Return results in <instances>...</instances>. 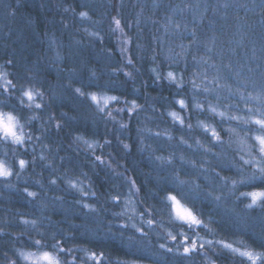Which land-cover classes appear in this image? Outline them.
<instances>
[{
    "label": "trees",
    "instance_id": "16d2710c",
    "mask_svg": "<svg viewBox=\"0 0 264 264\" xmlns=\"http://www.w3.org/2000/svg\"><path fill=\"white\" fill-rule=\"evenodd\" d=\"M262 5L264 0H0V66L16 85L8 89L13 107H0L16 112L27 133L22 145L0 132V159L9 167L16 159L29 162L0 177V264H32L25 251L46 249L62 264H134L154 257L175 234L188 237L197 252L165 257L174 264H252L218 239L242 240L262 255L264 208L245 207L251 201L240 192L264 188V178L231 184L243 178L234 134L217 113L196 107L210 100L224 104L228 97L238 104L241 98L228 96L224 78L234 82L239 66V95L264 83ZM90 17L99 21L94 34L100 38L85 27ZM115 68L116 76L110 74ZM109 86L119 87L120 99L100 111L90 94ZM28 90L43 95H35L33 104L23 95ZM132 101L139 107H125ZM174 109L182 118L170 115ZM204 123L217 126L219 141ZM171 195L200 223L177 221ZM257 221V227L251 224ZM202 236L214 242L200 246Z\"/></svg>",
    "mask_w": 264,
    "mask_h": 264
},
{
    "label": "rangeland",
    "instance_id": "374dc122",
    "mask_svg": "<svg viewBox=\"0 0 264 264\" xmlns=\"http://www.w3.org/2000/svg\"><path fill=\"white\" fill-rule=\"evenodd\" d=\"M95 17H90V19L88 21H86L85 23V27L89 30L92 31L93 35L95 36V38H100V34L102 33H98V34H94L95 32L97 33V31H94L96 28H99V21L95 22L93 19ZM127 48V45L125 44L123 47L120 48L122 53H125V50ZM103 53V52H102ZM105 55V54H104ZM240 67L239 66V73H236V75L240 74ZM235 69V68H234ZM232 69V70H234ZM119 69L115 68L114 70L110 71V74H115V76L117 75ZM235 75V77L238 79H234V82L231 81L230 77H225L224 79H228L227 80V92L228 96L231 94H235L237 97L241 98V100H245L244 103L241 102V100L238 102L233 101V99L231 98H223V100H226V102L223 103H218V101H213L210 100L208 101V103L206 105H202L203 108L202 109H206L208 108L209 110L215 112L218 114L219 117L223 118L224 120H222L224 127L227 128L226 130L231 129L233 134H234V146L236 148V151L241 153V156L243 159H240L243 165L241 166V171H242V175L243 177L251 175L253 172H258V169L256 168V164H259L261 167H264V161L262 159V155H264V153H262L260 151L261 147H264L260 144V141L256 139V136L259 135H264V130H261V126L255 124V120L257 119H264V83L262 85H260L259 87H255L251 90H249V92H247L246 94L243 93L242 95H239V89H241V91H244L242 87L239 86H234L235 83L237 84H241L239 78ZM5 82H7V72L6 70L0 66V83H3L5 85ZM226 82V81H225ZM117 83V80H116ZM246 83V82H244ZM96 83H94L95 85ZM97 86V85H96ZM109 87H106V89H96L94 90L93 93H91L90 95L92 96L93 94H95L98 97L99 100V104H97L95 101V103L98 105L99 108L101 109H105V108H110V106L116 101V100H112L110 99L113 96H117V93L115 92V90L117 88H119L118 86H115L113 89ZM101 88V87H99ZM31 91V90H28ZM232 91V92H230ZM217 100V99H216ZM33 104L34 102H36L35 99V94H34V99L30 100ZM198 104V103H197ZM196 104V105H197ZM137 103H135V105L131 102V103H125V107L129 108V109H134L137 107ZM229 106V107H228ZM224 107H226L229 110L224 109ZM124 110V109H123ZM119 112H123L120 111ZM0 113H3L4 115H7L9 113H11L13 115V117H15L16 121H18V123L16 124V131L18 135H22L24 138V143L26 141V127L23 124V122L21 121L22 119L20 118V116L10 110V109H5L0 107ZM174 113V115H173ZM170 115L176 119L178 117L182 118L181 115V111L178 109H174L173 111L170 112ZM235 117H239V119H234ZM247 121V123H246ZM228 123V124H227ZM22 126V127H21ZM202 126L208 131V133H212L213 130H215L216 133H218L217 130V126L215 125H211V124H202ZM251 127V132H246V128ZM253 134V135H252ZM10 141L13 143H16L11 137H9ZM23 143V144H24ZM18 144V143H17ZM22 144V145H23ZM262 154H261V153ZM20 159H16L14 161H12L13 166L11 167L14 173L15 167L14 164H18V161ZM0 161H4V159H0ZM245 161H252V163H245ZM6 164V163H5ZM234 164V163H233ZM239 164V165H240ZM8 165V164H7ZM259 178V177H257ZM250 181L245 182V184H248ZM250 192V191H248ZM173 196V195H171ZM170 196V197H171ZM176 197V200L173 201L171 198V202H172V212L173 215L175 216L176 220L179 222H184V223H189L188 221L184 220L181 218V214L184 212H191L193 216L196 217V219L198 220L197 214L194 212V210L189 207L186 203H184L179 197H177L176 195H174ZM245 197V196H244ZM248 198H250V201L252 202V197L251 196H247ZM264 200V196L260 197L259 200L257 201V203L259 204L260 202H262ZM178 202V203H177ZM250 202V203H251ZM256 206V205H254ZM221 210H224V212H226L227 214H229L227 212V210L225 211V209L221 206ZM241 223L242 221L240 219H238V221ZM258 222L255 223H251L253 225H255V227L258 226ZM250 224V225H251ZM96 228H98V224H96ZM264 227V226H262ZM176 237V239H170L167 243H160L159 249L157 250V252H155V256L154 257H149L145 260H140V261H136L134 264H174V262L172 261H167L166 260V256L168 259H172L174 258V254L177 256L178 254L181 253V250L184 249L185 246L191 247L193 245V243H190L189 239L185 240L184 235H180V234H175L173 235ZM203 238L200 239L199 245L203 246L205 243H210V242H214V239H210L207 238L205 236H202ZM188 238V237H187ZM142 241V240H140ZM218 243H220L221 245H223L225 248L238 253L244 257L249 258L246 255H243V253H247L250 252L253 254V256H257L259 255V253L254 250L253 248L249 247L248 245H246L242 240L239 239H233L232 241H227L225 239H218L216 240ZM161 245H164V247H161ZM195 245V244H194ZM197 246L195 245L194 251H196ZM168 249H172V251H168ZM147 250V248H145V251ZM44 251H48L43 250V251H25L24 256L31 254L33 259H26L28 262L32 263V264H49V261H44V260H40L37 259L38 257H40L42 255V253ZM52 254L53 258L58 260L60 262V264H62L61 259L58 257V255L52 251H48ZM169 253V254H168ZM261 255V254H260ZM191 264H196V262L194 261H190Z\"/></svg>",
    "mask_w": 264,
    "mask_h": 264
},
{
    "label": "snow or ice",
    "instance_id": "6c2138e0",
    "mask_svg": "<svg viewBox=\"0 0 264 264\" xmlns=\"http://www.w3.org/2000/svg\"><path fill=\"white\" fill-rule=\"evenodd\" d=\"M225 7H227V5H225ZM262 7H264V5H262ZM80 14L82 16L87 15V13H83V12L80 13ZM115 23L117 24V26H119L120 21L117 20V21H115ZM7 63L8 64H12L13 61L12 60H8ZM129 63H131V61H129ZM127 75H131V74L128 73ZM168 75H169V77L172 80H175V77L173 76L172 73H169ZM159 78H160V76H159V74H157V79H159ZM9 86L11 88H14V89L16 88V85L12 84L11 81H8L7 84L3 88V92L0 93V95H6L5 100L0 101V105H2L5 108L13 107L12 100L10 99V97L12 96V93H10L8 91ZM22 89H23V86H21V89H18V90H21L22 91ZM74 91H75V93H78L81 97H84L86 95V92L83 91L82 88H80V87H76L74 89ZM181 92H182V87L181 88H178L177 95H180ZM23 95L24 96H27L29 100H33L34 99V93L32 91H24L23 92ZM35 95H43V94L40 93V92H37V93H35ZM17 99H18V103L19 104H21V105L24 104V100L22 98H17ZM91 99H92V101H95L97 104H99L98 97L95 94H93L91 96ZM110 99L119 101L120 98L117 97V96H113ZM176 102L181 106V108H187V104L185 103V101L183 99H180V100H178ZM132 103L135 105L136 102L135 101H132ZM27 107L28 108H31L32 105H28ZM35 107L36 108H41L42 105L36 104ZM137 107H139V105H137ZM196 107L197 108H201V109L203 108V106L202 105H199V104H197ZM23 110L24 109H20V111H23ZM99 110L100 111H103V109H99ZM121 111H123V109H121ZM109 115H111V114L109 113ZM173 115H174V113H173ZM2 116H4V114L3 113H0V117H2ZM234 119H239V117H235ZM9 120H14L16 124L18 123V121H16L15 117H13L10 114H9ZM246 123H247V121H246ZM180 124L183 125L184 124V120H180ZM255 124L260 125L261 126V130H264V119H257V120H255ZM55 126L57 128L62 127V125L59 124V123L56 124ZM188 127L190 128L191 125H188ZM0 132H2L4 134V138L5 139L11 137L18 144H23L24 143L23 136L22 135H18L16 131H13V132L0 131ZM157 134H159V133H157ZM212 136L217 141H219L221 139V137L219 136L218 133L215 132V130H213ZM29 139H31V137H29ZM181 139H183V138L181 137ZM256 139L260 141V144L262 146H264V135L256 136ZM127 147H128V145H125V148H127ZM260 151L262 153H264V147H261ZM41 158L43 159V157H41ZM96 159L97 160H100L101 158L100 157H96ZM158 159H159V157H158ZM18 163H19L20 170L23 171L25 169L26 165H28L29 162L26 161V160H24V159H20L18 161ZM245 163H252V161H245ZM256 168L258 169V172H253L251 175H248V176L243 177L242 180H241V182H248V181L254 180V179L257 178V176L264 178V167H261L259 164H256ZM12 175H13L12 168L9 167L7 164H5L3 161H0V177L8 178V177H11ZM15 175H16L17 179L20 178V172H16ZM221 179L226 182L228 180V177H221ZM51 183L52 184H55L56 183V180H52ZM235 183H236V181H233V184H235ZM74 186L75 185H73V187ZM24 191L27 192L28 193V196H30V197H36L37 196V193L36 192H29L27 188H25ZM92 194L95 195V193H92ZM85 195H87V193H85ZM240 196H245V197L251 196L252 197V202L246 204L245 207L252 208L254 205H256L257 207L264 208V203H260V204L257 203V201L259 200V198L262 197V196H264V188H256L255 191H250V192H248V191L240 192ZM170 198L173 201L176 200V197L174 195L171 196ZM117 199H118V197H117ZM216 199L219 200L220 199V196H216ZM237 199H239V197H237ZM85 207L86 208H90L89 205H85ZM90 210L95 211V209H90ZM181 218L184 219V220H186V221H188L189 222V226H192V225H195V224H199L200 223V221L197 220L196 217L193 216L191 212H184V213H182L181 214ZM24 223L27 224V223H29V221H24ZM31 223L33 225H35L36 224V221H31ZM138 231H142V230L141 229H138ZM121 235H123V233H121ZM172 239H176V237L173 236ZM187 239L188 238L185 237V240H187ZM35 243L36 244H41V241H36ZM161 247H164V245H161ZM194 248H195V245L194 244L191 247L185 246L184 249H183V251L185 253H191L194 250ZM61 251H63V249H61ZM168 251H172V249H168ZM44 255H45V258L49 261V264H59V262L58 261H54V258L51 257L48 253H45ZM243 255L248 256L252 260V264H256V261L257 260H261L262 261V264H264V255L253 256V254L250 253V252L243 253Z\"/></svg>",
    "mask_w": 264,
    "mask_h": 264
},
{
    "label": "clouds",
    "instance_id": "9594fccd",
    "mask_svg": "<svg viewBox=\"0 0 264 264\" xmlns=\"http://www.w3.org/2000/svg\"><path fill=\"white\" fill-rule=\"evenodd\" d=\"M9 114L12 115L11 113H9ZM9 114L0 117V131H7V132H13V131H16V123H15L14 120H9ZM12 116H13V115H12ZM16 132H17V131H16ZM257 177H259V176H257ZM260 178H262V177H260ZM233 181H236V183L233 184ZM238 183L241 185V184L244 183V182H241V180L238 181L237 179H232V180H231V184H232L233 186H236ZM255 190H256V189H252V190H250V191H255ZM244 192H245V191H244ZM241 197H243V196H241ZM45 253H48L51 257H53L52 254H51L50 252H48V251H44V252L42 253V255H41L40 257H38L37 259L44 260V261H48V260L45 258V255H44ZM262 255H264V253H262ZM24 258H25V259H33V257H32L31 254L25 255ZM54 261H58V260L54 259ZM58 262H59V261H58ZM59 264H60V262H59Z\"/></svg>",
    "mask_w": 264,
    "mask_h": 264
}]
</instances>
